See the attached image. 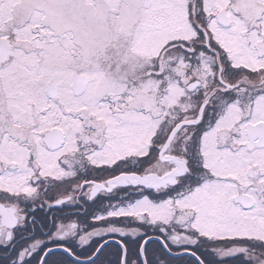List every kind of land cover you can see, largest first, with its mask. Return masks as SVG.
Here are the masks:
<instances>
[{
	"label": "rangeland",
	"instance_id": "rangeland-1",
	"mask_svg": "<svg viewBox=\"0 0 264 264\" xmlns=\"http://www.w3.org/2000/svg\"><path fill=\"white\" fill-rule=\"evenodd\" d=\"M142 2L45 0L37 5L45 8L44 15L38 13L39 9L34 15H25V10L9 15L5 32H10L14 22L26 23L13 33L16 56L0 69V185L7 191L34 196L38 187L34 182L39 179L41 190L56 189L59 193L80 170L92 169L90 163L106 166L118 163L122 157L127 158V165L122 167L137 168L179 119L195 112L197 103L185 88L187 80L193 75L207 80L206 72L217 70V54L205 46L203 28L210 44L214 46L215 42L222 56L231 49L234 65L255 66L260 71L264 64V53L259 52L263 43L255 39L249 44L245 39L255 37L262 24L264 29V13L259 9L264 0H199L200 4L196 0H149L148 9ZM226 4L232 26L219 24L213 16ZM132 34L135 37L131 38ZM259 34L264 37L261 31ZM27 45L33 49L27 51ZM193 57L198 62L191 66ZM219 62L224 63L221 58ZM73 71L88 77L85 90L78 96L71 88ZM259 71L251 77L254 85ZM179 72L189 74L187 78V73L184 75L183 85ZM49 80L56 84L57 100L46 94ZM227 116L215 115L216 127L208 128L198 138V164L201 161L208 170L201 182L190 189L183 186L180 191L178 186L173 193L157 198L159 201L139 192L140 196L130 202L104 212L103 221L113 223L124 216L119 221L124 222L129 216L131 221L127 222L140 225L135 216L146 214L152 226L161 219L168 227L179 230L180 205V215L187 216L195 234L203 239L211 234L233 239L243 233L264 237V196L261 205L249 211L238 210L227 196L235 192V177L250 182L246 166L264 168V150L235 154L228 147L222 148L219 141L230 122ZM52 127L60 128L65 135L58 150L46 148L41 141L44 131ZM194 134L191 127L183 126L172 144L174 151L179 152L180 147V153L195 156L196 151L190 148V136ZM239 141L235 139L233 144ZM154 157L153 154L151 160ZM8 162L16 167L15 171L7 169ZM174 165L163 161L159 169L151 172L161 176ZM29 167L37 169L38 179H33V184ZM187 181L194 182L192 178ZM110 243L120 245V264L125 254L120 241L105 240L94 254ZM146 244L139 247L143 264L147 261ZM90 258L79 262H90Z\"/></svg>",
	"mask_w": 264,
	"mask_h": 264
},
{
	"label": "flooded vegetation",
	"instance_id": "flooded-vegetation-1",
	"mask_svg": "<svg viewBox=\"0 0 264 264\" xmlns=\"http://www.w3.org/2000/svg\"><path fill=\"white\" fill-rule=\"evenodd\" d=\"M40 1L45 0H0V38H8L13 47L12 56L0 63V69L16 56L17 46L13 33L26 23L14 22L8 29L10 32H5L9 15H19L24 10L25 15H34L37 9L41 11L38 12L39 14L44 15L45 8L37 7ZM259 9L264 13V2H261ZM261 29L256 32L255 37L245 39L250 44L257 39L264 45V37L259 34ZM257 35L260 37L257 38ZM25 49L29 51L33 48L27 45ZM227 52L221 79L219 73L213 70L206 72L207 80L193 75L189 79L199 80V85L192 92L198 100L200 99L199 104L210 94L206 112L223 110L226 112L225 116L228 115L229 125L219 141L223 148L228 147L235 154L241 151L261 153L264 150V64L261 65L260 71L258 68L255 69V66L234 65L231 49L228 48ZM259 52L264 53V47L259 49ZM256 71L259 72L254 85V78L251 77L256 75ZM183 78V74L179 75L180 81ZM223 82L230 86L223 85ZM202 93L203 95L200 96ZM199 104L195 108H198ZM18 131L17 129L16 136H19ZM235 139L240 141L233 144ZM88 145L92 148V143ZM180 151L179 147V154H183ZM126 161L127 158L122 157L118 163L106 164V166L90 163L92 169L80 170L74 180H70L71 183L59 193L55 192L56 189L41 190L39 179L32 167H29L30 170L32 169L29 177L32 183H30L33 184V179H38L34 182V186L38 185L35 187L37 192L34 196H29L24 191H7L0 185V264H40L43 254L49 249L56 248L59 249L46 254L41 264H118V252L119 250L121 252L118 243H110L104 247L90 262H79L93 256L98 245L108 239L120 240L125 245L126 264H143L139 258V247L142 241L151 235L159 236L161 239L151 240L146 244L147 264H264L263 236L243 233L235 235L236 238L233 239L227 235L219 238L211 234L208 239H203L195 234L187 216L184 218L180 215L182 211L180 205L179 230L168 227L167 222L161 219L152 226L151 218L146 214L135 216L140 225L127 222L131 221L129 216H126L124 222H119L124 216H119L118 221L113 223L104 222L102 218L104 212H109L114 205H120L121 201L130 197L135 189H112L93 194L91 190L94 181H105L120 172L136 170L138 172L151 164L148 157L144 160L143 167L136 168L135 165L122 167L127 165ZM6 166L11 171L16 170L12 163L8 162ZM191 170L186 177L190 175L192 177L188 179L200 174L199 168L192 167ZM246 174L250 180L248 183L231 176L236 184L235 192L227 194L232 205L241 211H249L256 205H261V198L264 196V168L246 166ZM15 175L12 176L13 180H16ZM188 179L181 181L179 189ZM148 193L145 192L144 195L147 196ZM261 206L264 207V199ZM228 219L230 216L226 217V220ZM163 242L172 251H191L196 256L191 254L171 256L165 250ZM137 243L139 245L135 253ZM112 244L114 246L110 248Z\"/></svg>",
	"mask_w": 264,
	"mask_h": 264
},
{
	"label": "water",
	"instance_id": "water-1",
	"mask_svg": "<svg viewBox=\"0 0 264 264\" xmlns=\"http://www.w3.org/2000/svg\"><path fill=\"white\" fill-rule=\"evenodd\" d=\"M217 17L221 23L223 24L228 23V19H227V16L225 15L224 10H221L220 12H218ZM9 47L10 45H9L8 40L4 39L0 41V62L7 59V57L12 53ZM72 80H73L72 82L73 90L75 94H78L84 89L86 82H87V77L85 75H80L74 72L72 74ZM47 93L50 97L56 96V88L53 82H49L47 84ZM184 123H189V122L188 121H183V122L178 121L173 126V128L171 129L170 133L168 134L165 142L163 143L159 151V158L162 162L170 161L175 164L171 170H169L168 172H165L161 176L157 175L156 172H151V171L147 173H143V174L119 175V176L109 179L106 184H103L98 187L95 186V188L92 189L93 194L97 193L98 190H101L104 188L110 190L115 187H122V186H127V185H144L147 188H151L155 191H158L160 189L165 190V189L171 188L174 185H176L178 182L179 176L183 175L187 170L186 160L184 158L179 159L178 155L167 153V150L169 149L172 141L174 140L177 132L179 131V128ZM44 141L50 147H53V148L58 147L60 143L63 141V132L60 129L53 128L51 131L45 134ZM160 187H163V188H160ZM52 250L53 249L48 250L47 253H49ZM175 255H179V254H175ZM91 259L92 258H90L89 260Z\"/></svg>",
	"mask_w": 264,
	"mask_h": 264
},
{
	"label": "bare ground",
	"instance_id": "bare-ground-1",
	"mask_svg": "<svg viewBox=\"0 0 264 264\" xmlns=\"http://www.w3.org/2000/svg\"><path fill=\"white\" fill-rule=\"evenodd\" d=\"M129 172H123V173H121V175H124V174H128Z\"/></svg>",
	"mask_w": 264,
	"mask_h": 264
}]
</instances>
